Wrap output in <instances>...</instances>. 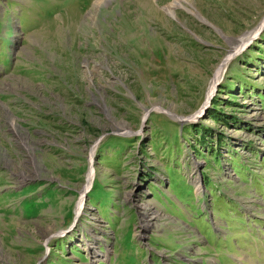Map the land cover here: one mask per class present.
Wrapping results in <instances>:
<instances>
[{"label":"rangeland","instance_id":"374dc122","mask_svg":"<svg viewBox=\"0 0 264 264\" xmlns=\"http://www.w3.org/2000/svg\"><path fill=\"white\" fill-rule=\"evenodd\" d=\"M263 35L264 0H0V264H264Z\"/></svg>","mask_w":264,"mask_h":264},{"label":"bare ground","instance_id":"6f19581e","mask_svg":"<svg viewBox=\"0 0 264 264\" xmlns=\"http://www.w3.org/2000/svg\"><path fill=\"white\" fill-rule=\"evenodd\" d=\"M177 6H180V5H177ZM175 8H176V6H175ZM169 12H171V14H174V11H169ZM229 60L230 59H227L222 65H221V67H220V69H219V72H218V75H217V77H216V79L213 81V83H214V85H213V87H212V91H211V94H210V96L212 95V93L214 92V90H215V88L218 86V81L220 80V78L222 77V75L224 74V72H225V70H226V66L228 65V63H229ZM149 110L147 109H145V114H147V112H148ZM147 116V115H146ZM126 124H124L123 126L122 125H119V127H120V129H123V130H127L128 131V129L126 128ZM93 175H94V173H93V169H91L90 170V172H89V175H88V178H89V180H92V178H93ZM88 191H89V188H88V185H86L85 186V190H84V194L83 195H85L86 193H88ZM82 200V199H81ZM82 204V203H81ZM81 206V205H80ZM150 210H151V208H146L145 210H144V213H142V215L144 216V218H145V220H148V221H156V220H158L160 217L158 216V215H155L153 212H152V214L150 213Z\"/></svg>","mask_w":264,"mask_h":264},{"label":"trees","instance_id":"16d2710c","mask_svg":"<svg viewBox=\"0 0 264 264\" xmlns=\"http://www.w3.org/2000/svg\"><path fill=\"white\" fill-rule=\"evenodd\" d=\"M263 37H264V35H263Z\"/></svg>","mask_w":264,"mask_h":264}]
</instances>
